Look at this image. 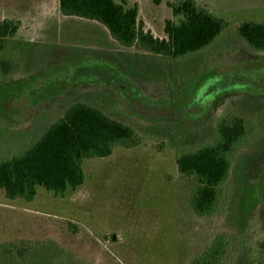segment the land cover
I'll return each instance as SVG.
<instances>
[{
  "label": "rangeland",
  "instance_id": "374dc122",
  "mask_svg": "<svg viewBox=\"0 0 264 264\" xmlns=\"http://www.w3.org/2000/svg\"><path fill=\"white\" fill-rule=\"evenodd\" d=\"M115 1L136 6L155 37L182 18L174 0ZM196 2L229 28L172 58L120 46L97 22L61 15L59 0H0V21L18 23L0 49V158L24 151L71 102L136 134L131 147L85 158L84 182L63 195L38 186L32 201L12 200L0 188V264H191L209 247L212 264H264V51L235 33L264 21V0ZM238 116L246 132L229 177L199 215L196 179L176 158Z\"/></svg>",
  "mask_w": 264,
  "mask_h": 264
},
{
  "label": "trees",
  "instance_id": "16d2710c",
  "mask_svg": "<svg viewBox=\"0 0 264 264\" xmlns=\"http://www.w3.org/2000/svg\"><path fill=\"white\" fill-rule=\"evenodd\" d=\"M170 8L174 16L182 18L179 23L167 21L164 26L167 37L159 38L144 28L136 6L125 8L115 0H59L63 16L97 22L120 46L172 58L203 49L229 28L224 18L213 15L196 0H174ZM17 28L18 23L10 19L0 21V49ZM235 33L254 51H264V21L243 20ZM245 132L243 118L234 117L218 125L213 142L177 156L178 173L196 179L190 203L197 214L207 215L213 210L218 187L229 177L232 153ZM30 141L32 144L24 151L0 158V188L8 199L32 201L38 186L55 195L77 188L84 182L85 158L109 156L116 145L131 147L136 143V134L130 125L78 101L71 102L38 136H31ZM212 248L194 258L191 264H212ZM26 251L21 250L20 255Z\"/></svg>",
  "mask_w": 264,
  "mask_h": 264
},
{
  "label": "flooded vegetation",
  "instance_id": "af4514ba",
  "mask_svg": "<svg viewBox=\"0 0 264 264\" xmlns=\"http://www.w3.org/2000/svg\"><path fill=\"white\" fill-rule=\"evenodd\" d=\"M60 11V10H59ZM62 15V14H61ZM67 17V16H66ZM115 41V40H114ZM259 52H261V51H259Z\"/></svg>",
  "mask_w": 264,
  "mask_h": 264
}]
</instances>
